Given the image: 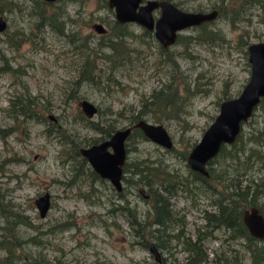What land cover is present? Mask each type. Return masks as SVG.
<instances>
[{"label": "rangeland", "instance_id": "1", "mask_svg": "<svg viewBox=\"0 0 264 264\" xmlns=\"http://www.w3.org/2000/svg\"><path fill=\"white\" fill-rule=\"evenodd\" d=\"M173 1L185 10L214 4L222 11L206 23L207 34L189 26L166 46L145 25L131 22V46L138 52L110 63L98 47L105 36L92 28L95 22L107 31L113 25L107 0H0V210L17 218L15 230L26 240L22 253L38 263L160 264L164 258L163 264H174L187 258L184 236L202 235L208 252L202 264H235L234 257L249 264L245 235L231 238L242 211L230 194L245 192L264 213V144L258 141V156L240 165L217 151L209 158V176L191 170L186 157L220 101L237 95L247 81L246 47L264 39V7L244 11L242 0ZM155 9L154 18L160 12ZM236 16L243 17L231 23ZM90 60L94 66L88 68ZM177 84L183 97L169 107L165 99ZM81 99L94 111L88 114ZM139 119L162 124L172 147L147 138L133 126ZM106 122L114 130L130 127L122 176L135 178L134 163L157 165L155 177L138 185L122 178L115 190L93 171L78 148L99 140L92 123ZM239 131L244 139L252 133L264 140V103ZM139 188L150 196L143 198ZM44 192L49 204L40 215L34 200ZM216 215L220 227L213 226ZM149 242L159 245L160 261ZM215 255L222 260L211 262Z\"/></svg>", "mask_w": 264, "mask_h": 264}, {"label": "water", "instance_id": "2", "mask_svg": "<svg viewBox=\"0 0 264 264\" xmlns=\"http://www.w3.org/2000/svg\"><path fill=\"white\" fill-rule=\"evenodd\" d=\"M108 7L112 8L114 19L118 23L135 22L145 25L152 30L153 35L166 46L175 41L177 33L190 25L212 19L216 10L189 11L182 10L170 0H107ZM159 8L156 18L152 11ZM96 32H105V27L96 23L93 25ZM5 27V21L0 16V31ZM247 59L250 66L247 81L237 95L224 98L220 101L218 112L207 125L199 140L194 143L187 154L186 160L190 167L206 174L204 162L216 153L222 141L232 142L244 122L257 106L260 98L264 96V39L250 42L247 45ZM82 108L90 114L94 107L86 100L79 101ZM52 117V115H48ZM139 126L150 140L170 147L172 141L160 123H153L139 119L133 123ZM130 130L129 126L115 129L107 139H102L86 146H80L78 151L91 164L93 170L102 177H107L117 189H120L118 181L121 175V165L124 160L123 141ZM107 146L113 149L108 151ZM140 192H144L139 188ZM48 193L44 192L34 200L40 215L45 212L49 200ZM250 233L258 237H264V219L256 207L250 206L243 211V217ZM148 250L154 254L156 261H160L159 252L153 242L148 244Z\"/></svg>", "mask_w": 264, "mask_h": 264}, {"label": "trees", "instance_id": "3", "mask_svg": "<svg viewBox=\"0 0 264 264\" xmlns=\"http://www.w3.org/2000/svg\"><path fill=\"white\" fill-rule=\"evenodd\" d=\"M173 1V0H172ZM233 0H231L232 2ZM244 1L247 5L244 8V11L248 8L258 6V4L261 7H264V0H242ZM174 2V1H173ZM177 4L176 2H174ZM243 16H236L231 19V23H234V21L242 18ZM112 26L109 31H105L101 33V35L105 36V39H102L98 43V47L101 49V58L104 60L114 63L118 61H122L123 59L129 57L135 52H138V49L136 46H131L132 43V38H133V33L131 32L129 23H118L115 19L112 22ZM205 25L201 27V32L202 34L208 33L205 31ZM178 38V37H177ZM176 38V40H177ZM94 66L93 62L88 61V68ZM108 80V79H107ZM108 81H105L104 84H107ZM181 84L183 86V90L185 92H189L188 89V84L184 81H181ZM178 85L171 86L172 89L169 90V94L165 99V105L169 106L170 103H173V101L178 98V97H183V92H180L178 90ZM158 96L160 93L157 94ZM264 103V97L260 98L258 104L262 105ZM257 104V105H258ZM165 107V106H164ZM170 107V106H169ZM256 107V106H255ZM254 107V108H255ZM254 110V109H253ZM136 119L139 117V115L134 116ZM91 123V122H90ZM243 123V122H242ZM93 127L100 133L99 139H103L105 137H108L110 133L114 130V127L111 126L108 122L103 126L99 125L98 123H92ZM258 134L257 129L255 130ZM258 141L264 144V140L260 138V136H256L254 134H250V137L248 138H243L241 132H239L234 140L233 143H231L229 146H231L232 149L230 150H225L224 146L221 147L220 153H228L226 156L227 157H232L236 163L240 164H245L248 161H252V157L258 156L257 151L258 147ZM91 142H96L95 140ZM253 143L255 146H253ZM262 146V145H261ZM261 157L264 156V153L259 155ZM131 176H135L133 180H129V178L124 177V181L131 183L133 185H138V184H144L146 183V177L149 176L151 178L155 177L157 173H159L157 165H148V164H131ZM243 168H246L245 166H242ZM163 174V171L160 172ZM239 180L235 182L234 186L240 187L238 185ZM163 189L166 191H169L164 185L159 183ZM246 187L249 186L245 185ZM237 190V189H236ZM237 192V191H236ZM245 193V192H242ZM246 194V193H245ZM250 200L248 199L247 196L240 195L236 197V206L240 205H246L249 202L254 203V198L249 197ZM235 203V199H234ZM121 208L129 211L128 206H120ZM5 210L2 208L1 212V221H0V264H18L19 261L25 263V264H47V262L43 263H38V261L35 259V255L31 254L29 252V255L27 253H22V249L25 247V242L26 240L21 239L16 230H15V224L17 222V218L10 220L7 213L4 212ZM26 220V217H23ZM236 231L235 233L238 236H244V226L242 223L239 221L236 224L235 227ZM29 240L34 243L38 244L39 241L35 239L34 236H30ZM186 248L190 251V254L187 255V258L183 260L182 262H176L174 264H202L206 262V254L205 252L201 249V246L199 242L196 244V242H193V244L186 243ZM32 256H31V255ZM28 259L31 261L29 262ZM221 259L219 256L214 257L211 259V262L217 263L218 260ZM164 258H161V263H164ZM264 261V247L263 246H258L254 245L250 247V256H249V262L250 264H262L261 262ZM235 264H243V260L240 259L239 257H234L233 261ZM228 263V260H227ZM159 264V263H155Z\"/></svg>", "mask_w": 264, "mask_h": 264}, {"label": "flooded vegetation", "instance_id": "4", "mask_svg": "<svg viewBox=\"0 0 264 264\" xmlns=\"http://www.w3.org/2000/svg\"><path fill=\"white\" fill-rule=\"evenodd\" d=\"M43 2H50V1H52V0H42ZM171 2H173L172 0H170ZM223 0H220V2H222ZM228 1V0H227ZM174 3V2H173ZM175 4V3H174ZM108 5V4H107ZM177 5V4H176ZM179 7V6H178ZM110 8V7H109ZM179 8H181L182 10H185L184 8H182V7H179ZM159 9V8H158ZM212 9H215L216 10V14H215V16L212 18V19H214L217 15H218V13L220 12L221 13V11H222V7L221 6H219V5H211V6H209L208 7V9H204V8H198L197 10H193V11H209V10H212ZM156 9H154L153 11H155ZM190 11V10H189ZM192 11V10H191ZM156 18V17H155ZM96 23H100V22H95V23H93L92 24V28L94 29V24H96ZM206 23L207 22H205V23H202L201 25H199V26H197V27H203V25H206ZM100 24H102V23H100ZM190 26H193V25H190ZM189 27V26H188ZM185 28H187V27H185ZM185 28H183V29H185ZM96 29V28H95ZM94 29V31L96 32V30ZM96 33H99V32H96ZM101 34V33H100ZM264 97V96H263ZM242 124V123H241ZM241 124H240V128H241ZM240 128H239V130H240ZM113 132V131H112ZM111 132V133H112ZM240 131H238V133H239ZM110 133V134H111ZM237 133V134H238ZM128 136V134L126 135V137ZM237 136V135H236ZM125 137V138H126ZM107 138H109V136L108 137H105V138H103V139H107ZM236 138V137H235ZM99 140H102V139H99ZM98 140V141H99ZM235 140V139H234ZM234 140L232 141V142H225V141H222L221 143H220V145H219V148H218V150L217 151H220L221 150V147H223V146H225V145H230L231 143H233L234 142ZM97 142V141H96ZM152 142H154V141H152ZM94 143V142H93ZM154 143H156V142H154ZM156 144H158V143H156ZM158 145H160V146H162L161 144H158ZM172 146H170L169 148H171ZM123 148H124V160H123V164L121 165V175L119 176V178H118V181H119V184H120V188L122 187V182H121V179L123 178L124 179V176H122V169L124 170V166H126L127 165V163H126V157H127V149H126V147H125V140L123 141ZM107 149H108V151H112L113 152V149L110 147V146H107ZM216 151V152H217ZM83 156V155H82ZM213 156V155H212ZM83 158L85 159L86 157H84L83 156ZM210 158V157H209ZM206 159V161L204 162V165H205V168H206V171H207V173L206 174H204V173H202L201 171H198V172H200L201 174H203L204 176H209V174H210V172H211V168H210V166H208V164H209V162H210V159ZM191 170H194L195 171V169H193L192 167H189ZM94 171V170H93ZM197 171V170H196ZM244 174V173H243ZM242 175V174H241ZM102 177V176H101ZM102 178H104V179H107L109 182H110V184H111V186H113V188L115 189V190H118L117 188H116V186L107 178V177H102ZM240 195H244V196H247V194H245V193H242V192H232L231 194H230V196H232L234 199H235V206H236V197H238V196H240ZM142 196H143V198H147V197H149L150 196V193L149 192H143L142 193ZM248 197V196H247ZM248 199L250 200V198L248 197ZM222 201H227L226 200V198L224 197L223 199H222ZM215 204H218V202L216 201L215 202ZM214 204V205H215ZM123 205V204H122ZM250 206H254V207H256L257 208V210L260 212V214L262 215V217H263V219H264V213H263V211L261 210V208L260 207H258L256 204H254V203H251V202H249L248 204H246V205H240V207H241V211H242V213H241V216H240V222L242 223V225L244 226V232H245V234H243V235H245V238H246V241H245V243H244V246L246 247V254H247V257H248V260H249V256H250V247H251V245L252 246H256V245H258V246H262L261 244H258L257 242H264V237H258L257 235H254V234H252V233H250V231L248 230V228H247V226H246V224H245V221L246 220H251V218L250 217H248V216H246V217H243V211L245 210V209H247L248 207H250ZM215 223L213 224V226L214 227H220L221 226V222H220V218L218 217V215H216L215 216ZM245 220V221H244ZM236 224L237 223H235V222H233L232 224H231V226L233 227V232H232V237L231 238H233L234 236H235V231H236V229H235V227H236ZM230 225V224H229ZM212 226V227H213ZM184 238H185V240H186V243L188 244V243H190V244H193V242H196V244L199 242V244H200V246H201V249L203 248L202 247V235H196L195 236V239H193V238H190V237H187V236H184ZM150 243V242H149ZM148 243V244H149ZM154 243V245L156 246V248H157V250H158V252H159V245L158 244H156V242H153ZM264 247V246H263ZM147 248H148V245H147ZM184 249H186L185 247H184ZM203 250V249H202ZM186 251H187V255H189L190 254V251L188 250V249H186ZM204 251V250H203ZM205 252V254L207 253L208 254V252H206V251H204ZM233 252H234V249H233ZM150 253L153 255V257H154V254L150 251ZM159 255H160V252H159ZM208 256V255H207ZM214 257H218V256H213L212 258H214ZM249 262V261H248ZM262 264L264 263V261H262L261 262ZM243 264H244V262H243ZM249 264H250V262H249Z\"/></svg>", "mask_w": 264, "mask_h": 264}, {"label": "bare ground", "instance_id": "5", "mask_svg": "<svg viewBox=\"0 0 264 264\" xmlns=\"http://www.w3.org/2000/svg\"><path fill=\"white\" fill-rule=\"evenodd\" d=\"M211 20H212V19L204 20V21H201V22L198 23V24H194L193 26H199V25H201L202 23L209 22V21H211Z\"/></svg>", "mask_w": 264, "mask_h": 264}]
</instances>
